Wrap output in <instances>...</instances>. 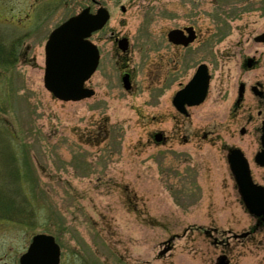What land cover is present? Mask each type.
<instances>
[{"label":"rangeland","instance_id":"rangeland-1","mask_svg":"<svg viewBox=\"0 0 264 264\" xmlns=\"http://www.w3.org/2000/svg\"><path fill=\"white\" fill-rule=\"evenodd\" d=\"M97 3L0 0V196L23 215L0 214V264H19L37 234L55 237L61 264H217L223 255L264 264V228L232 238L257 223L228 164V150L240 148L257 181L263 173L252 162L259 127L241 135L246 112L230 108L240 82L264 87V46L254 40L264 32V0ZM99 6L111 19L92 36L101 59L87 86L96 94L60 101L44 86L49 35ZM185 26L200 35L187 52L167 42ZM116 38L128 39L127 53ZM185 55L194 61L173 62ZM196 55L209 61L212 91L187 120L172 97ZM245 59L257 67L243 71Z\"/></svg>","mask_w":264,"mask_h":264},{"label":"water","instance_id":"water-1","mask_svg":"<svg viewBox=\"0 0 264 264\" xmlns=\"http://www.w3.org/2000/svg\"><path fill=\"white\" fill-rule=\"evenodd\" d=\"M108 20L109 13L105 9L99 10L96 16L90 15L87 9L51 35L46 46L45 87L58 99L80 101L94 95V92L87 90L84 84L96 71L100 56L98 49L87 38L93 32L101 30ZM181 35L182 33L175 31L170 33L169 37L170 40L181 43ZM256 41L264 43V34L257 37ZM120 46L125 50L127 41H122ZM128 79V76L124 77L126 88H130ZM204 81L198 103L206 94L208 83L206 79ZM194 96L191 86H188L176 96L174 103L182 113H185L182 102ZM262 132L263 151L258 155L257 162L264 166V127ZM156 140L160 142L162 136H156ZM229 162L248 210L257 217L264 216V189L253 183L244 155L240 151H232ZM59 261V247L52 237L43 235L34 239L29 252L21 259L22 264H59ZM218 264H228L226 257H222Z\"/></svg>","mask_w":264,"mask_h":264},{"label":"flooded vegetation","instance_id":"flooded-vegetation-1","mask_svg":"<svg viewBox=\"0 0 264 264\" xmlns=\"http://www.w3.org/2000/svg\"><path fill=\"white\" fill-rule=\"evenodd\" d=\"M92 1H94V0H92ZM172 30H176L177 32L182 33V35H181L182 36V42L180 44L169 39V33ZM254 40L256 43L264 46V43L257 42L256 39H254ZM167 42L173 48L187 52V51H190L192 49V46L195 43L200 42V35L194 26H185L183 28H175V29H171L168 31ZM117 47H119V46H117ZM198 53H202V51H198ZM189 56L190 55H185L182 58H180V57L174 58L173 62L176 64H181V63L186 64L188 62L194 61L195 57L191 56L192 58L189 59ZM197 56H199V55H196L197 61H195V62L196 63L198 62L199 65H197L196 68L193 67L192 69H190L186 66V68H187L186 70L188 72L193 71V74H192L191 78H189V80L186 83H182V82L179 83L180 86L176 90V92L174 93V96L172 97V106H174L175 110L178 111V109L176 108L177 106L174 103L175 94L184 90L188 86H191L196 97L195 96L191 97L186 102H182V107L185 111V114L182 116L187 120H189L193 117L192 113L195 110L203 107L207 103V101H209L210 96H211V91H212L213 73L211 71L209 61L207 63L205 61L199 62L198 61L199 58H197ZM257 65H258V61H256L255 59H245L242 62V68L241 69L243 71H245V70L246 71H252L253 69H255L257 67ZM182 70L186 71L185 68H183V65L181 68V72H182ZM125 73L126 72H124V74ZM205 79L207 80V83H208L206 94H205L203 100L198 103L197 101L199 100V97L203 92L201 85H202V83L205 82L204 81ZM223 95H226L225 91H224ZM252 105H254V107H252ZM230 109H231V111H230L231 113H234V112L236 113V112H239L241 110L243 112H246V114L242 115V117H241L242 122L244 123V128L242 129L244 131V134H242V130H241L240 131L241 135L246 134V128L245 127H251L253 125L257 126V128L259 127L258 132L260 133V136H259V140H258L257 152L255 154V156H256L257 153L261 150L260 137H261V133H262V128L264 127V87H263V85L260 83H256V84L250 85L248 87L245 83L240 82L238 85L237 95H236V97L233 101V105L231 106ZM206 137L207 136H205V138ZM255 156H254L253 161H252L254 164L255 170H257L259 172H263V173L258 177V181H257V178H255L254 170L252 168H250L252 179L256 184L264 187V167H259L256 164ZM260 220L261 219H257V221H256L257 224L260 223ZM233 239L239 240V238H233Z\"/></svg>","mask_w":264,"mask_h":264},{"label":"trees","instance_id":"trees-1","mask_svg":"<svg viewBox=\"0 0 264 264\" xmlns=\"http://www.w3.org/2000/svg\"><path fill=\"white\" fill-rule=\"evenodd\" d=\"M2 53L3 51L0 50ZM10 200L4 196H0V214L4 215V218L18 219L22 215L20 209L16 208L13 204L9 203ZM23 216V215H22ZM1 219V218H0Z\"/></svg>","mask_w":264,"mask_h":264}]
</instances>
